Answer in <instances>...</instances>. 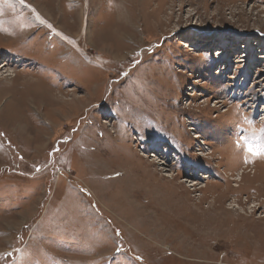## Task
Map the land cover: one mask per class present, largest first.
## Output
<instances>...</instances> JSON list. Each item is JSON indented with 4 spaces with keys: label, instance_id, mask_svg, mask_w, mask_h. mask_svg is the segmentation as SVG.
Masks as SVG:
<instances>
[{
    "label": "rangeland",
    "instance_id": "374dc122",
    "mask_svg": "<svg viewBox=\"0 0 264 264\" xmlns=\"http://www.w3.org/2000/svg\"><path fill=\"white\" fill-rule=\"evenodd\" d=\"M0 264H264V0H0Z\"/></svg>",
    "mask_w": 264,
    "mask_h": 264
},
{
    "label": "bare ground",
    "instance_id": "6f19581e",
    "mask_svg": "<svg viewBox=\"0 0 264 264\" xmlns=\"http://www.w3.org/2000/svg\"><path fill=\"white\" fill-rule=\"evenodd\" d=\"M146 176V175H145Z\"/></svg>",
    "mask_w": 264,
    "mask_h": 264
}]
</instances>
